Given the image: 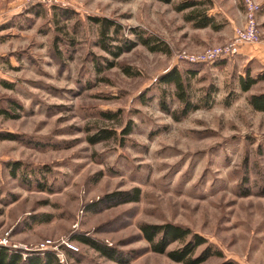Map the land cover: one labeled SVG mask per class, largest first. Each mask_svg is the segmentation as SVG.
<instances>
[{
  "label": "rangeland",
  "instance_id": "obj_1",
  "mask_svg": "<svg viewBox=\"0 0 264 264\" xmlns=\"http://www.w3.org/2000/svg\"><path fill=\"white\" fill-rule=\"evenodd\" d=\"M179 1L0 0V107L9 111L0 114V235L9 244L64 237L79 247L66 251L69 264H122L76 237L85 234L124 264H184L141 237V223L171 221L222 251L200 264H264V111L248 101L264 78L240 86L247 73L264 75V0L261 41L209 63L179 52L229 38L243 0H198L218 29L196 26ZM124 38L133 43L115 55ZM172 67L186 110L174 83L159 81ZM103 129L107 138L89 140ZM133 187L138 199L123 201Z\"/></svg>",
  "mask_w": 264,
  "mask_h": 264
},
{
  "label": "trees",
  "instance_id": "obj_2",
  "mask_svg": "<svg viewBox=\"0 0 264 264\" xmlns=\"http://www.w3.org/2000/svg\"><path fill=\"white\" fill-rule=\"evenodd\" d=\"M164 1L169 2L171 0ZM198 4H200L198 0H182L177 2L175 8L177 10H183L191 7L186 16L189 20H193L196 26H211L213 29L220 28L221 23L215 21L214 17L207 13V9L199 7ZM143 40L146 41L147 39L145 38ZM132 43L133 42H130L129 39L124 38L123 45H114V54L117 55L120 50L129 48ZM104 44L107 46L106 42ZM259 78H264V75L255 76L247 73V75L242 77L240 81L242 90H249ZM159 81L174 83L176 87V96L184 103L181 109L186 110L190 102L184 90L182 73L179 69L172 67L170 70L160 75ZM248 101L254 109L264 111V89L258 92H251L248 96ZM0 114L7 115L9 114V111L4 107H0ZM111 132L112 131L109 129L100 130V135H92L89 137V140L96 141L102 138H107ZM139 192V187H133L132 190L123 192L124 196H126L123 201L137 200ZM139 229L141 237L147 241L150 250L165 253L169 258L180 261L184 264H200L209 256H222V251L220 249L214 248L205 236L192 231L188 226L171 221H164L160 223L143 222L139 225ZM76 237L79 241L100 251L101 254L117 260L122 264L129 260L128 258L121 257L118 254V249L115 247L103 244L93 237L85 234H79L76 235ZM175 242H179V244L169 248V246ZM200 246L202 247L199 249ZM76 252L77 251L67 250L68 255ZM56 262L59 261L55 254L49 251L44 252L43 254L36 253L30 254L29 256H23L19 250L0 244V264H54ZM218 264L234 263L230 260H223Z\"/></svg>",
  "mask_w": 264,
  "mask_h": 264
},
{
  "label": "built area",
  "instance_id": "obj_3",
  "mask_svg": "<svg viewBox=\"0 0 264 264\" xmlns=\"http://www.w3.org/2000/svg\"><path fill=\"white\" fill-rule=\"evenodd\" d=\"M40 3H52L56 0H24ZM244 11L242 21L235 25L232 35L226 40L207 45L199 50L182 49L179 57L188 62H213L219 58H226L239 52V47L243 43H256L261 41V31L258 26L257 13L260 9L258 0H243ZM0 244L21 247L27 250H46L51 249L59 263L69 264L66 251H76L79 247L70 239L61 237L60 239L46 238L33 245L9 244L7 233L0 235Z\"/></svg>",
  "mask_w": 264,
  "mask_h": 264
},
{
  "label": "crops",
  "instance_id": "obj_4",
  "mask_svg": "<svg viewBox=\"0 0 264 264\" xmlns=\"http://www.w3.org/2000/svg\"><path fill=\"white\" fill-rule=\"evenodd\" d=\"M259 12V11H258ZM243 13V12H242ZM242 17H243V14H242ZM257 17H258V13H257ZM241 21H242V19H241ZM234 26H235V23L233 22L232 23ZM239 24V23H238ZM237 25V24H236ZM234 26H231V28H230V30H229V32H228V36H230L231 34H232V31H233V28H234ZM216 40H214V42L215 41H217V40H222L223 41V38H221V37H219V36H217L216 38H215ZM225 39V38H224ZM220 42V41H219ZM263 56H264V53L262 54Z\"/></svg>",
  "mask_w": 264,
  "mask_h": 264
}]
</instances>
